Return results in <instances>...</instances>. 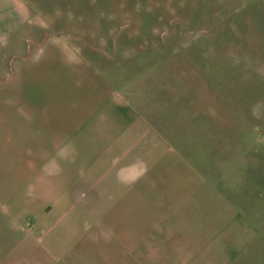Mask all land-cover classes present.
<instances>
[{
    "label": "crops",
    "instance_id": "crops-1",
    "mask_svg": "<svg viewBox=\"0 0 264 264\" xmlns=\"http://www.w3.org/2000/svg\"><path fill=\"white\" fill-rule=\"evenodd\" d=\"M37 2L0 0V99L18 100V110H5L19 111V120L26 112L20 101L31 98L24 106L47 113L59 141L45 154V176L35 167L39 142L30 144L31 176L46 180L36 189L18 190V177L3 185L15 192L0 199V264H224L223 254L204 245L215 235L224 241L229 224L217 211L226 208L215 190L200 187L196 161L167 153L159 133L113 97L88 61L98 52L87 50L81 30L45 26L41 20L50 17L40 15ZM65 150L61 165L55 155ZM12 162L6 171L18 173V159ZM129 166L139 171L131 175ZM3 170L0 164V176ZM204 210L212 213L199 220Z\"/></svg>",
    "mask_w": 264,
    "mask_h": 264
},
{
    "label": "rangeland",
    "instance_id": "rangeland-1",
    "mask_svg": "<svg viewBox=\"0 0 264 264\" xmlns=\"http://www.w3.org/2000/svg\"><path fill=\"white\" fill-rule=\"evenodd\" d=\"M35 5L50 17L41 20L45 26L81 30L87 50L98 52L88 61L98 65L113 97L159 133L167 153L196 161L190 164L193 170L197 166L200 187L220 196L226 211L217 212L229 224L224 241L215 235L204 249L215 247L224 264H264V0H39ZM53 85L55 94L64 90L62 82ZM39 86L45 94L47 84ZM32 91L41 90L33 85ZM22 101L26 112L18 120L19 111L5 110L8 104L18 110V100L0 99L4 201L15 192L3 187L7 181L11 186L18 177V190L46 181L31 176V142H39L35 167L45 176L51 166L45 154L59 141L47 113L24 106L31 98ZM66 152L55 155L61 165ZM12 159H18V173L6 171ZM137 168L129 166L131 175ZM53 184L61 188V178ZM198 213L202 220L212 211Z\"/></svg>",
    "mask_w": 264,
    "mask_h": 264
}]
</instances>
